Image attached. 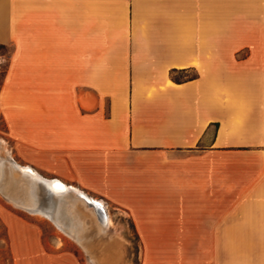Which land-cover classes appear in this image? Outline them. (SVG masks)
<instances>
[{"label": "crops", "instance_id": "crops-1", "mask_svg": "<svg viewBox=\"0 0 264 264\" xmlns=\"http://www.w3.org/2000/svg\"><path fill=\"white\" fill-rule=\"evenodd\" d=\"M0 46L17 155L140 264H264V0H0Z\"/></svg>", "mask_w": 264, "mask_h": 264}, {"label": "rangeland", "instance_id": "rangeland-1", "mask_svg": "<svg viewBox=\"0 0 264 264\" xmlns=\"http://www.w3.org/2000/svg\"><path fill=\"white\" fill-rule=\"evenodd\" d=\"M11 52V46H0V87ZM194 75L188 73L183 77ZM0 157L30 167L17 155L1 112ZM9 169V166L6 167V174L0 180V264H140L142 245L134 238L126 214L104 204L112 220L110 228L104 232L93 212L78 198L69 195L71 212L79 208L85 216L86 226L74 214L67 215L65 211L62 214L57 210L55 219L62 222L63 229L49 216L24 208L27 205L39 207V201L32 183L20 172H14V176L19 179L23 193L15 196L8 192L5 183L9 180ZM37 171L46 179H59ZM85 228L86 232L82 235Z\"/></svg>", "mask_w": 264, "mask_h": 264}, {"label": "bare ground", "instance_id": "bare-ground-1", "mask_svg": "<svg viewBox=\"0 0 264 264\" xmlns=\"http://www.w3.org/2000/svg\"><path fill=\"white\" fill-rule=\"evenodd\" d=\"M8 166L10 167V169H9L10 170V174L7 175V176H9V180L5 183V185H6L7 190H8L9 193L14 194L15 196H19V195H21L23 193V191L21 190V185H20L19 179H17L14 176V172L18 171L23 176H26L25 178L29 179L30 182L32 183V185H34V183H33L34 181L37 182V183H39V182L44 183L46 186H48L52 190V192L56 196H64L66 194H69V195H72L73 197L78 198V201H81V204H85L87 209H89V210H91L93 212L94 217L96 218L97 222L102 227L104 232H106L110 228V226L112 224V220L110 219L109 214H108V212L106 210V207H105L104 203L101 200H95V199L91 198L90 196L86 195L84 192L80 191L79 189H77L75 187H72V186L65 185L60 180L46 179V178L41 176L37 171H35L31 167L22 166V165H20V164H18L16 162L6 161V160H4L1 157H0V180H3L2 178H4V176L6 174V167H8ZM25 189H28V188H25ZM69 195H67V196H69ZM67 196H65L66 202H67L66 203V207H65L66 209L64 210L65 213L67 215L74 214V217H77L86 226V222L83 220V217H85V216L80 211L79 208H77L76 211L74 210V211L71 212L70 203L72 201ZM92 202H95L97 204H93ZM24 208L27 209L30 212L39 213V214H43V215L49 216L52 220H54L56 222L57 225H59L61 228L64 229L63 225L61 224L62 222H60V221L55 219V216H56L57 212L54 214L55 216H53V218H52V216H50V214H48V212H45V211H43L41 209H38V207L36 205L35 206H31V205L28 206L27 205ZM64 216H66V215H64ZM73 222H75V221H73ZM79 225H80V223H79ZM77 232H79V231H77ZM85 232H86V228L82 231V235H84Z\"/></svg>", "mask_w": 264, "mask_h": 264}, {"label": "water", "instance_id": "water-1", "mask_svg": "<svg viewBox=\"0 0 264 264\" xmlns=\"http://www.w3.org/2000/svg\"><path fill=\"white\" fill-rule=\"evenodd\" d=\"M33 190L38 195V209L48 212L52 218L55 216L54 214L57 212V210L63 214L67 203L65 196L69 194L64 196H56L52 190L42 182L35 183L33 185ZM92 203L97 204L95 202Z\"/></svg>", "mask_w": 264, "mask_h": 264}, {"label": "trees", "instance_id": "trees-1", "mask_svg": "<svg viewBox=\"0 0 264 264\" xmlns=\"http://www.w3.org/2000/svg\"><path fill=\"white\" fill-rule=\"evenodd\" d=\"M178 74H179V72H177V71L171 72V77L177 82H180L181 80H188V79L193 78V77H188V76L183 77V75L179 76Z\"/></svg>", "mask_w": 264, "mask_h": 264}]
</instances>
